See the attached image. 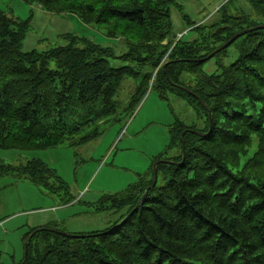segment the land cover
<instances>
[{
  "label": "trees",
  "instance_id": "1",
  "mask_svg": "<svg viewBox=\"0 0 264 264\" xmlns=\"http://www.w3.org/2000/svg\"><path fill=\"white\" fill-rule=\"evenodd\" d=\"M20 1L103 27L126 50L118 55L67 35L65 46L23 52L28 24L0 11V149L62 145L84 125L116 113L115 97L132 80L130 106L156 90L180 98L198 119L174 123L170 148L178 155L156 161L164 185H153V174L110 197L120 215L101 233L35 229L37 243L29 241L23 263L264 264V28L242 33L264 27V0H247L257 20L228 15L223 5L218 22L190 25L199 38L185 41L168 40L177 0ZM237 34L228 46L236 49L233 62H223L227 48L207 58ZM213 60L209 73L205 64ZM2 171L42 185L54 177L39 160Z\"/></svg>",
  "mask_w": 264,
  "mask_h": 264
},
{
  "label": "rangeland",
  "instance_id": "2",
  "mask_svg": "<svg viewBox=\"0 0 264 264\" xmlns=\"http://www.w3.org/2000/svg\"><path fill=\"white\" fill-rule=\"evenodd\" d=\"M228 1L177 0L170 7L168 40L177 41L179 34L184 41L193 35L199 38L197 32L189 31V26L218 22L224 10H217L223 5L228 15L244 13L252 20L258 19L247 0ZM0 11L18 24H28L21 46L23 52H45L65 46L67 35L86 37L118 55L126 50L121 39L108 38L103 27L84 25L74 15L48 13L36 4L20 0H0ZM235 53L234 46L227 47L224 64L233 62ZM213 63L215 60L205 64V71L214 72ZM134 84L137 83L128 81L117 93L116 113L84 125L62 145L32 151L0 149V264H24L25 245L30 240L31 246L37 243L32 238L35 229L48 228L73 237L109 229L120 215L112 211L109 198L126 193L141 181H150L156 161L177 154L176 149L170 148L171 129L176 121L195 123L198 120L195 111L171 93L162 98L150 89L130 106ZM93 134L96 135L88 141L78 142ZM31 160H39L53 172L54 177L47 185L2 171L4 165L15 167ZM162 178L159 172L156 175L159 186L165 184ZM41 244L48 246L45 242Z\"/></svg>",
  "mask_w": 264,
  "mask_h": 264
},
{
  "label": "water",
  "instance_id": "3",
  "mask_svg": "<svg viewBox=\"0 0 264 264\" xmlns=\"http://www.w3.org/2000/svg\"><path fill=\"white\" fill-rule=\"evenodd\" d=\"M259 28H264L262 26L260 27H256V28H252V29H249V30H245L244 32H242L243 34L249 32V31H253L255 29H259ZM240 34H237L235 36H233L227 43H225L223 46H221L220 48H218L215 52H213L212 54H210L207 58L210 59L211 57H213V55L225 48H227L234 40H236L238 37H239ZM182 153H184V146L182 145ZM155 171V170H154ZM156 183V179H154V184ZM153 184V185H154ZM147 192H145L144 196L146 195ZM25 254H24V257L26 258L27 256V251H28V243L25 245Z\"/></svg>",
  "mask_w": 264,
  "mask_h": 264
}]
</instances>
